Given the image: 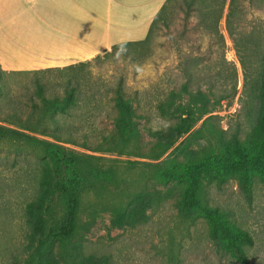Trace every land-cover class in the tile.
Listing matches in <instances>:
<instances>
[{
	"label": "rangeland",
	"instance_id": "374dc122",
	"mask_svg": "<svg viewBox=\"0 0 264 264\" xmlns=\"http://www.w3.org/2000/svg\"><path fill=\"white\" fill-rule=\"evenodd\" d=\"M242 6L245 14L239 12L238 20L236 14L235 38L227 33L224 16L219 22L224 44L216 31L199 25L195 11L184 0H172L146 45L131 47L126 55L110 48L87 60L90 63L85 68L77 67L64 75L49 70L37 76L48 84L46 92H63L64 80L78 76L73 77V85L82 92V99L74 117L65 121L76 143L62 145L83 154L90 164L114 165L122 172L131 162L136 174L145 163L163 159L172 151L166 144L175 136L184 111L197 120L195 131L245 140L260 110L252 71L262 66L264 51L254 46L251 33L264 24V11L247 7L245 2ZM34 77L33 72H0V83L17 95L25 92L26 86L31 88L26 92L35 90ZM119 78L140 128L139 155L102 150L103 136L113 128L112 90ZM16 132L23 131L0 121V264H23L26 256L24 203L29 191L22 174L35 157L22 151L23 146L31 148L33 141ZM204 141L205 137H193L181 148L180 157L197 152L198 142ZM252 188L247 196L235 179H229L222 186L207 184V198L211 206L219 207L252 236L253 243L247 247L249 264H264V183L255 177ZM179 192L175 183L151 184L144 216L136 224L113 227L108 213L90 218L88 228L82 229L77 239V264H240L229 253L217 250L204 220L189 221L179 215L175 206Z\"/></svg>",
	"mask_w": 264,
	"mask_h": 264
},
{
	"label": "trees",
	"instance_id": "16d2710c",
	"mask_svg": "<svg viewBox=\"0 0 264 264\" xmlns=\"http://www.w3.org/2000/svg\"><path fill=\"white\" fill-rule=\"evenodd\" d=\"M170 1L167 0L154 17L146 38L119 42L111 46V52L126 55L131 47L146 45L152 28ZM184 1L190 10L195 11L199 25L216 31L222 44L224 37L219 32V22L223 16L227 33L235 38L238 33L235 17L238 13V20L239 12L245 14L243 2L247 7L264 11V0ZM251 34L254 46L264 51V24ZM240 62L245 66L242 59ZM89 63L85 61L33 71V92H26L31 90L26 86L25 92L14 95L0 83V121L20 128L23 132L16 133L33 141L29 144L31 148L27 145L22 150L35 157L22 174L25 188L29 191V199L24 203L28 231L23 264H77V239L81 230L88 228L86 222L90 218L108 213L113 227L136 224L144 216L151 184L167 186L171 183L180 188L175 201L179 215L189 221L204 220L208 236L218 251L229 253L240 264H249L247 247L253 243L252 236L229 220L219 207L209 204L207 184L222 186L229 179H235L242 192L250 196L255 177L264 183V55L262 66L252 71V86L258 92L260 110L257 123L245 140L236 135L227 139L211 131L207 134L201 129L195 131L193 126L197 120L184 111L175 126V136L166 144V149L173 148L172 151L163 159L155 158L145 163L140 173L136 174L131 162L127 163V171L122 172L114 165L90 164L83 154L62 145L76 143L66 129L65 121L74 117L82 99V92L77 90L76 84L73 85V77L78 79V76H68L64 80L63 92H46L48 84L37 76L49 70L64 75L74 68H85ZM185 71L191 78V71ZM0 72L12 73L1 68ZM236 78L234 69V81ZM113 87L112 101L116 115L111 133L103 136L102 150L139 155L137 142L140 128L124 92L122 78ZM195 136L205 137V141L198 142L197 152L181 158V148L188 146ZM182 137L183 140L176 144ZM105 144L111 146L104 148Z\"/></svg>",
	"mask_w": 264,
	"mask_h": 264
},
{
	"label": "crops",
	"instance_id": "0c3cea01",
	"mask_svg": "<svg viewBox=\"0 0 264 264\" xmlns=\"http://www.w3.org/2000/svg\"><path fill=\"white\" fill-rule=\"evenodd\" d=\"M167 0H0V68L12 73L85 62L146 38Z\"/></svg>",
	"mask_w": 264,
	"mask_h": 264
}]
</instances>
